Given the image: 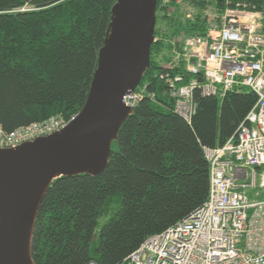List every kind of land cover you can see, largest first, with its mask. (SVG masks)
Wrapping results in <instances>:
<instances>
[{"label": "trees", "instance_id": "trees-1", "mask_svg": "<svg viewBox=\"0 0 264 264\" xmlns=\"http://www.w3.org/2000/svg\"><path fill=\"white\" fill-rule=\"evenodd\" d=\"M118 0H0V127L10 133L51 118L70 121L83 109ZM262 14L264 0H230ZM159 13L164 17H159ZM156 5L143 99L121 125L98 176L52 182L38 208L31 240L33 264H121L150 236L188 218L207 201L204 149L235 136L256 103L254 93L222 98L194 92L190 123L159 80L169 42L204 34L203 21L181 22ZM165 22L168 30L160 28ZM179 33V34H178ZM106 219L99 228L100 220ZM98 229V230H97ZM98 231V232H97Z\"/></svg>", "mask_w": 264, "mask_h": 264}, {"label": "built area", "instance_id": "built-area-1", "mask_svg": "<svg viewBox=\"0 0 264 264\" xmlns=\"http://www.w3.org/2000/svg\"><path fill=\"white\" fill-rule=\"evenodd\" d=\"M229 5L230 0H160L163 12L170 6L188 7L190 14H202L199 18L205 24L203 35H178L163 54L167 62L159 80L175 101V114L190 123L197 109L195 91L222 98L246 90L257 100L235 136L220 148L203 150L210 171L209 197L203 206L148 237L121 264H264L262 14L240 2L234 8ZM187 20L195 24L197 17ZM146 89L139 84L124 96L130 114L143 99L154 100ZM70 121L51 118L10 133L0 127V150L53 135Z\"/></svg>", "mask_w": 264, "mask_h": 264}, {"label": "water", "instance_id": "water-1", "mask_svg": "<svg viewBox=\"0 0 264 264\" xmlns=\"http://www.w3.org/2000/svg\"><path fill=\"white\" fill-rule=\"evenodd\" d=\"M156 5L157 0H118L81 112L53 135L0 150V264H33L35 219L53 181L104 172L130 114L123 98L150 65Z\"/></svg>", "mask_w": 264, "mask_h": 264}, {"label": "rangeland", "instance_id": "rangeland-1", "mask_svg": "<svg viewBox=\"0 0 264 264\" xmlns=\"http://www.w3.org/2000/svg\"><path fill=\"white\" fill-rule=\"evenodd\" d=\"M161 10H162V12L164 11L163 8ZM209 13H213V9H211ZM164 14H167L168 16H173L174 19H178L181 22L188 21L187 20L188 19V16H191L192 15V17L195 18V17H200L202 15V14L200 15V13L190 14V8H188V7H175V6L168 7L167 13H164ZM159 17H164V15L159 13ZM165 24H166L165 22L160 23V28H162L164 30V32H163L164 34H167L168 33V30H166L167 27H166ZM203 25H205L204 24V21H203ZM155 29H156V26H155ZM182 35H187V34H185L184 32H182V33L179 34V36H182ZM105 220L106 219H104V218H102L100 220L99 228H100V226L103 225V223L105 222Z\"/></svg>", "mask_w": 264, "mask_h": 264}]
</instances>
